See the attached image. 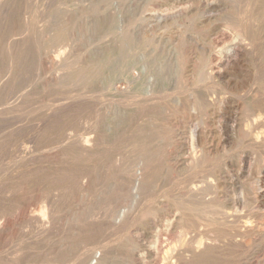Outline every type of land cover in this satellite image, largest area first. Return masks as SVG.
Instances as JSON below:
<instances>
[{
	"label": "rangeland",
	"instance_id": "1",
	"mask_svg": "<svg viewBox=\"0 0 264 264\" xmlns=\"http://www.w3.org/2000/svg\"><path fill=\"white\" fill-rule=\"evenodd\" d=\"M201 1L212 2L211 8L201 9L198 16L199 24L202 21L200 25L209 30L207 41L180 20L166 26L159 22L158 17L166 9H179L177 0L169 3L166 0H158L159 3L156 0H0V191L12 190L17 182L22 181L23 172L48 166L47 157L53 153H56V162L60 163L64 151L71 149L70 142L81 134L79 81H71L84 64L93 67L104 53L119 56L121 61L127 62L129 57L133 62H148L145 80L138 84V88L130 89L123 82L117 83L118 77H112L118 70L112 67L108 72L111 84L120 90L118 94L113 96L110 90L95 86V96L102 103L104 122L115 120L113 104L134 101L138 106H145L154 103L155 107H160L158 116L153 117L159 119L160 134L165 128L175 131V126L187 131L197 123L211 131L213 136H221L223 141L208 155L195 151L193 156L200 161L181 172L176 169L175 161L187 157L189 151H181L178 144L187 140L171 134L164 155L168 173L163 172L156 179L152 176V192L148 193L154 201L164 203L162 211L148 215L149 209L134 206L131 195L123 198L122 210L131 221L129 238L134 239L147 231L141 222L146 218L156 225L160 223L159 226L163 225V219L171 218L179 206L177 199L187 191L186 185L194 183L201 189L210 185L215 189L205 194L204 199L217 196L222 204H226V200H235L232 207L224 205L223 211L236 217V222H227L224 227L218 225L216 217L221 205L217 203L213 206V213L205 214L201 207L188 208L186 223L192 224L198 238L208 235L215 239L219 236L220 245L224 247V260H217L218 264H264V0ZM204 18L209 20L204 22ZM133 32L146 33L150 40L148 37L140 40L132 35ZM122 34H126L125 38ZM180 36L183 38L181 46ZM236 40L239 41L237 58L227 59L233 62L221 74L214 73L215 62L222 57L220 55L226 56L227 47ZM179 47H183L182 52ZM57 55H60L59 63L54 58ZM124 64L119 70L125 69ZM150 89L157 99L146 103L141 98H147L145 95ZM216 171L225 172L227 180L215 178ZM235 177L237 179L233 180ZM226 181L235 184L226 187ZM39 183L31 182L24 191L16 193L23 212L37 213L36 198L43 193ZM242 199L244 203L240 202ZM101 204H104L103 200L97 202V205ZM72 213L68 224L85 227L84 223L89 219ZM111 215L107 214L106 219ZM91 222H99V219L94 218ZM36 234L27 225L20 228L10 223V229L0 235V264L22 262L31 250L30 243ZM98 236L106 247L116 237L108 231H102ZM172 240L161 233L159 242L167 247ZM175 241L179 247L180 241ZM70 247L76 249L73 243ZM94 247L88 245L83 251L84 256H88L87 264L94 263V257H98ZM119 252L114 264L121 263ZM213 255L217 257L216 253ZM160 256L155 262V256L148 258L147 264H162ZM39 264L71 262L62 258L44 260Z\"/></svg>",
	"mask_w": 264,
	"mask_h": 264
},
{
	"label": "bare ground",
	"instance_id": "2",
	"mask_svg": "<svg viewBox=\"0 0 264 264\" xmlns=\"http://www.w3.org/2000/svg\"><path fill=\"white\" fill-rule=\"evenodd\" d=\"M169 1L170 0H166L167 3H169ZM156 2H158V0H156ZM176 4L180 5L179 9L175 7L166 9L165 13L158 17L159 22L166 26L172 25L174 21L180 20L187 25V28L189 27V29L194 31L197 35H201L204 40L207 41L209 38V30H207L205 26L200 25L202 21H200L199 24L198 19L200 17L198 18V16L201 9L209 10L212 2H202L201 0H177ZM205 20L208 21L209 19L204 18V22ZM234 25L238 27L236 22H234ZM121 31L122 29H120V32ZM128 33L126 32V34ZM133 33L132 35L141 38L140 40H142V37L149 38V35H146V33ZM118 34L120 33L118 32ZM124 36L122 34V37ZM215 38L217 39V37ZM148 40H150V38ZM10 41L9 39V42ZM238 43V40L232 41L224 54L226 56L220 55L222 57L215 62L214 73L221 74L226 67L228 68L230 64H232L233 61L231 60L237 58ZM119 44H121L120 47H122V43ZM181 44H183L182 37L179 38V45L181 46ZM220 48H222V46H220ZM179 49V51H183V47H179ZM102 56L103 58L99 59L97 61L98 63L95 62L96 64L91 68L88 64H84L79 74L72 78L71 83L79 81L81 92V115L79 124L81 125L82 131L76 140L70 142L71 149H69L68 152L64 151L63 155H61L60 163L56 162V153H53L47 157L49 158L48 166H38V168L36 167L23 172L21 176L22 179L20 177L23 182L19 180L20 182H17L12 187V190L5 189L3 193L0 191L3 194L0 200V235L10 229V223L20 228H25L27 225L31 227V230L37 233L35 239L30 243L32 244L31 250L25 255L22 262L18 260L16 264H39L44 260H59L62 258L71 262V264H87L88 256H84L83 251H85L84 249L88 245H94L95 247L93 249H97L96 255H98V257H94V263L92 264H114V260L117 257L116 254H118L119 251V254H121L119 255L121 257L120 264H147L146 260L148 258L155 256L153 261L155 262L160 255L162 256H160L162 264H218L217 260H224V247L220 245L219 236L215 239L210 238L208 235L198 238L194 233L192 224L186 223L185 217L189 216L187 212L188 208L194 206L201 207L202 212L205 214L213 213V206L218 203L221 205V210L217 211L218 217H216V219L218 225L224 227L227 222H236V217L223 211L224 205L232 207L235 204V200L229 198L230 200L225 201L226 204H222L217 196L213 199H204L205 194L207 195L210 191H213L215 187L207 185L206 187L203 186L204 188L202 187L201 189L194 183L188 186L186 185V193L181 195L182 198L179 195L180 200L177 199L178 203H176L179 205L177 212L171 216V218L163 219L164 222L162 226H159L160 223L158 224V222L156 225L152 220L149 221V219L147 220V218L145 219L142 217L145 220L141 222H144L143 225L146 227L147 231H139L141 234L134 239L129 238L131 236H129L130 233L128 229L131 225V221L122 210L124 208L122 207V201H124L123 198L131 195L134 206L143 210L149 209L148 215H151V212L155 213L162 211L161 209L164 203L157 200L154 201L153 198H151L152 195L148 193L151 188L150 179L152 176L156 179V177L160 178L163 172L165 174L168 173L169 168L164 165V162L167 161L164 155L171 134L178 137L180 136L182 140H187L186 143L179 142L178 144V148L181 151H189L187 157H179L180 159L177 158L175 161L176 169L181 172L187 171L192 166H196L198 160L200 161L198 157L193 156L195 151L198 150L201 154L208 155L211 151H216L219 148L223 138L221 136H213L211 131H208L204 126H200L197 123L192 124L188 129L186 128L187 131L183 130L184 128L181 129L174 125L176 128L175 131H172L170 128H165V131L163 129L160 134L157 127L159 119L153 118L155 114H159L160 110L158 108L160 107H155L156 105L154 106V103L152 105L145 104V106L142 104L138 106L134 101H132V103H127L128 105L113 104V117L115 120L112 123H108L107 120L104 122L105 115L102 112V103L98 96H95L97 92L95 86L99 87L101 85L104 89L113 92V96L118 94L120 90L115 88L114 84H111V74L108 72L110 67H112V69L118 70L117 73L114 72V77H112L113 79L118 77L116 80L117 83L123 82L130 89H132V87H137L140 82L145 80L144 74L148 69V62H133L129 57L127 62L124 59L121 61L119 56L115 57V55H106L105 53L102 54ZM54 58L56 62H60L58 60L60 55ZM121 64L126 66L124 70H119L122 68ZM131 72H134V74H131ZM9 77H11V75ZM148 87H150V85H148ZM151 89L147 91L149 96L147 94L145 95L147 98H141L142 100H146V103H150L148 101L153 102L157 99L154 93L151 92ZM194 106L195 104H193V107ZM254 122L255 121H253V123ZM259 123L256 124L258 125ZM163 133L165 135H162ZM133 152L135 153L132 154ZM191 153H193L192 156ZM128 166L129 168L127 169ZM127 171L129 172L126 173ZM223 171H216L218 175L214 177L219 180H227L225 172ZM169 174L167 176H169ZM232 179L230 178V180ZM236 179L237 177L233 180ZM31 182H40L39 185L41 191H43L42 195L36 198V207H38L37 213L23 212L22 203L20 200H17L16 193L24 191ZM224 183L226 187H233L235 184L233 182L228 183L227 181ZM150 192H152V190ZM99 200H103L104 204L97 205ZM240 202L244 203V200L242 199ZM160 206L161 208H159ZM72 212L78 213V215H81L84 219H89V221L82 220L83 222L86 221V223H84L85 227H80L79 224H68L69 218L73 215ZM231 213L234 214V212ZM107 214H112L109 219H106L108 217ZM157 215H159V213ZM94 218L99 219V222H91ZM228 218H231V221H228ZM233 226L236 227V225ZM151 230L154 233H149ZM245 230L246 227L244 232H246ZM102 231H108L111 232L112 235H116L112 240V244L110 243L108 247L102 244L103 240L98 236ZM234 232H232V234ZM161 233L173 238L171 244L168 245L167 243V247L165 243L160 244L159 242ZM127 234L128 237L126 236ZM175 240L180 241L181 245L179 247ZM72 243L75 245V250L70 247ZM214 253H216L217 257L213 255ZM29 258L32 261H27ZM214 259H216V261Z\"/></svg>",
	"mask_w": 264,
	"mask_h": 264
}]
</instances>
